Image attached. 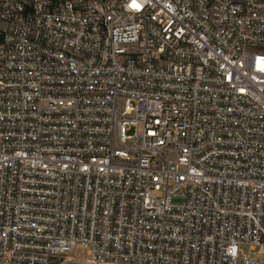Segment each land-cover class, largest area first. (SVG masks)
Masks as SVG:
<instances>
[{
    "label": "built area",
    "instance_id": "obj_1",
    "mask_svg": "<svg viewBox=\"0 0 264 264\" xmlns=\"http://www.w3.org/2000/svg\"><path fill=\"white\" fill-rule=\"evenodd\" d=\"M0 264H264V0H0Z\"/></svg>",
    "mask_w": 264,
    "mask_h": 264
}]
</instances>
